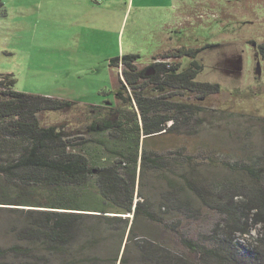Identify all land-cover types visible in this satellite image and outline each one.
<instances>
[{"label": "rangeland", "instance_id": "rangeland-1", "mask_svg": "<svg viewBox=\"0 0 264 264\" xmlns=\"http://www.w3.org/2000/svg\"><path fill=\"white\" fill-rule=\"evenodd\" d=\"M261 45L264 0H0V78L11 75L16 80L14 88L20 92L76 101L68 110L39 113L43 126H60L72 137L92 136L90 125L99 115L88 105L116 104L120 69L111 66L113 58L139 54L143 67L153 62L154 56L176 48L208 46L196 58L203 65L198 80L218 84L219 91L205 97L186 92L183 101L199 109L191 127L145 141L148 149L177 156L202 183H226L241 175L237 163L252 164L255 156L264 155ZM178 61L190 64L189 57ZM161 174L147 170L136 180V192L139 188L157 205L177 179ZM94 184L92 180L85 188L88 200L98 195ZM2 187L10 200L28 197L20 182L0 179ZM49 192L40 187L30 194L37 193L44 200ZM136 192L135 201L140 199ZM182 199L191 204L168 214L171 226L140 219L138 233L174 251L181 250L182 237L212 246L222 237L224 216L207 204L200 205L191 191H185ZM20 209L43 208L0 204V250L18 242L19 234L12 232L11 226L22 218ZM259 232L258 226L251 235L256 237ZM253 237L236 234L234 243L242 255L250 256L254 251ZM109 247L105 242L95 253L113 258ZM189 257L197 260L196 254ZM27 260L26 256L15 260L11 254L0 257L6 264Z\"/></svg>", "mask_w": 264, "mask_h": 264}, {"label": "trees", "instance_id": "trees-1", "mask_svg": "<svg viewBox=\"0 0 264 264\" xmlns=\"http://www.w3.org/2000/svg\"><path fill=\"white\" fill-rule=\"evenodd\" d=\"M203 48H176L143 67L139 54L113 58L111 66L120 69L116 104L88 105L99 115L89 138L41 124L40 112L68 110L76 101L20 92L11 75L0 78V179L20 182L28 192L24 200H10L2 187L0 204L43 208L17 210L22 218L12 222L11 231L19 234L18 242L0 250L1 259L11 254L15 260L30 259L18 264H264V155L255 156L252 164L237 163L241 175L226 183H202L177 156L159 154L145 143L191 127L199 109L183 101L186 92L205 97L219 91L218 84L198 80L203 65L196 58ZM260 48L264 53V45ZM183 57L190 58L189 66L178 61ZM147 170L177 177L158 205L139 188L136 192V180ZM92 180L98 195L88 200L85 188ZM40 187L50 191L44 200L30 194ZM187 190L200 205L224 216L220 239L208 246L182 237L181 250L174 251L138 233L140 219L171 226L168 214L191 204L182 199ZM258 226L259 235L253 237ZM236 234L253 237L250 256L240 253ZM105 242L113 258L95 253Z\"/></svg>", "mask_w": 264, "mask_h": 264}]
</instances>
